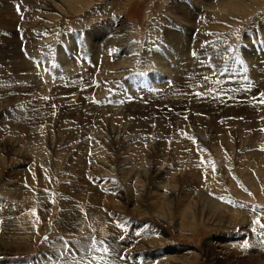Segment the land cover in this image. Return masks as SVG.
Wrapping results in <instances>:
<instances>
[{
  "label": "rangeland",
  "instance_id": "obj_1",
  "mask_svg": "<svg viewBox=\"0 0 264 264\" xmlns=\"http://www.w3.org/2000/svg\"><path fill=\"white\" fill-rule=\"evenodd\" d=\"M1 1L0 264H264V0Z\"/></svg>",
  "mask_w": 264,
  "mask_h": 264
},
{
  "label": "bare ground",
  "instance_id": "obj_2",
  "mask_svg": "<svg viewBox=\"0 0 264 264\" xmlns=\"http://www.w3.org/2000/svg\"><path fill=\"white\" fill-rule=\"evenodd\" d=\"M1 1V0H0ZM3 1V0H2ZM1 1V2H2ZM11 1V0H10ZM4 2V1H3ZM70 3V2H69ZM173 3V2H172ZM5 5V4H4ZM10 5V4H9ZM44 5H46V4H44ZM3 6V5H2ZM3 11V10H2ZM67 12V11H66ZM189 12H191V9H190V11ZM188 12V13H189ZM185 14H187V13H185ZM188 15V14H187ZM191 15V14H190ZM173 16V15H172ZM186 18V17H185ZM188 19V18H187ZM237 19V18H236ZM190 20V19H189ZM214 21V20H213ZM6 23V22H5ZM10 23V22H9ZM7 24V23H6ZM119 31V30H118ZM3 33V32H2ZM6 33H8V32H6ZM122 33V32H121ZM106 34H108V33H106ZM177 34V33H176ZM181 34V33H180ZM179 34V35H180ZM213 34H216V33H213ZM178 35V34H177ZM176 35V36H177ZM182 36V35H181ZM188 36V35H187ZM213 36V35H212ZM102 37H103V35H102ZM113 37V36H112ZM111 37V38H112ZM115 37H118V36H115ZM120 37V36H119ZM11 38V37H10ZM111 38H110V40H111ZM121 38V37H120ZM178 38V37H177ZM180 38V37H179ZM9 39V38H8ZM18 39V38H17ZM16 39V40H17ZM15 40V39H14ZM108 40V39H107ZM106 40V41H107ZM109 40V41H110ZM113 40H114V38H113ZM120 40V39H119ZM181 40H182V38H181ZM118 41V40H117ZM178 41H180V40H178ZM125 42V41H124ZM183 42H185V40L183 39ZM11 43V42H10ZM14 43H16V42H14ZM110 43V42H109ZM4 44H6L7 45V42L5 41L4 42ZM104 44V43H103ZM107 44V42H105V45ZM120 44V43H119ZM124 44V43H123ZM130 44V43H129ZM112 45V44H111ZM197 45V44H196ZM3 46H5V45H3ZM9 46H11V45H9ZM14 46H16V45H14ZM13 46V47H14ZM104 46V45H103ZM200 46V45H199ZM6 47V46H5ZM122 47V46H121ZM174 47H176V46H174ZM12 48V47H11ZM110 48V47H109ZM163 48H164V46H163ZM8 49V48H7ZM10 49V48H9ZM106 49V48H105ZM14 50V49H13ZM9 51V50H8ZM11 51V50H10ZM92 51V50H91ZM170 51V50H169ZM178 51V50H177ZM127 52V51H126ZM176 52V51H175ZM6 53V52H5ZM8 53V52H7ZM11 53V52H10ZM128 53V52H127ZM178 52H176V53H174L175 55L177 54ZM159 54V53H158ZM181 55H182V53H181ZM7 56H8V54H7ZM18 56V55H17ZM179 56V55H178ZM174 57V56H173ZM11 58V57H10ZM23 58V57H22ZM18 59H20L19 57H18ZM177 59V58H176ZM184 59V58H183ZM15 60V59H14ZM193 60V59H192ZM17 61V60H16ZM4 62V61H3ZM23 62H25V61H23ZM174 62V61H173ZM175 62H177V61H175ZM191 63H192V61H190ZM194 62H196L195 60H194ZM7 63H8V61H7ZM18 64V63H17ZM27 64V63H26ZM179 64H181V62L179 63ZM187 64V63H186ZM14 65V64H13ZM12 65V66H13ZM1 66V65H0ZM179 66V65H178ZM24 67V66H23ZM26 67V66H25ZM24 69V68H23ZM183 69V68H182ZM3 70V69H2ZM174 70V69H173ZM187 70V69H186ZM182 71V70H181ZM198 72V71H197ZM184 74V73H183ZM187 74V73H186ZM193 74H195V73H193ZM24 76V75H23ZM188 76V75H187ZM169 77V76H168ZM181 77V76H180ZM179 77V78H180ZM187 78H189V77H187ZM194 79V78H193ZM196 80V79H195ZM197 80H198V78H197ZM179 81H181V80H179ZM186 82V81H185ZM178 84V83H177ZM32 85V84H31ZM181 86V85H180ZM190 86V85H189ZM174 87V86H173ZM173 89V88H172ZM186 90V89H185ZM170 91V90H169ZM177 91V90H176ZM205 91V90H204ZM229 91H230V89H229ZM236 92V91H235ZM184 93V92H183ZM223 93H224V91H223ZM227 93V92H226ZM251 93V92H250ZM249 93V94H250ZM253 93V92H252ZM215 94V93H214ZM225 94V93H224ZM240 94V93H239ZM228 95H229V92H228ZM253 95V94H252ZM224 96V95H223ZM227 96V95H226ZM249 96V95H248ZM222 97V96H221ZM220 97V98H221ZM225 98V97H224ZM223 98V99H224ZM242 98V97H241ZM245 98H247V97H245ZM244 98V99H245ZM3 99V98H2ZM180 99V98H179ZM227 99V98H226ZM154 100V99H153ZM164 100V99H163ZM171 100V99H170ZM176 100V99H175ZM178 100V99H177ZM230 100H233V99H230ZM230 100H228V101H230ZM239 100H240V98H239ZM3 101V100H2ZM5 101V100H4ZM222 101V100H221ZM11 102H12V100H11ZM11 102H9V103H11ZM159 102V101H158ZM224 102V101H223ZM237 102H239V101H237ZM149 103V102H148ZM160 103V102H159ZM158 104V103H157ZM73 106V105H72ZM175 106V105H174ZM152 107V106H151ZM153 107H154V105H153ZM192 107V106H191ZM244 107V106H243ZM146 108H148V107H145V109ZM4 111V110H3ZM146 111H148V110H146ZM145 111V112H146ZM155 112V111H154ZM177 112V111H176ZM88 113V112H87ZM92 113V112H91ZM149 113V112H148ZM142 113H140V115H141ZM177 114V113H176ZM145 115V114H144ZM175 115V114H174ZM12 116V115H11ZM15 116V115H14ZM18 116V115H17ZM219 116V115H218ZM19 117V116H18ZM127 117V116H126ZM150 117V116H149ZM21 118V117H20ZM18 119V120H21V119ZM143 118H144V116H143ZM173 118H175L174 116H173ZM209 118V117H208ZM22 119H23V117H22ZM86 119V118H85ZM139 119V118H138ZM140 120V119H139ZM173 120V119H172ZM82 121V120H81ZM114 121V120H113ZM142 121V120H141ZM146 121V120H145ZM148 121V120H147ZM177 121V120H176ZM17 122V121H16ZM140 122V121H139ZM179 122V121H178ZM135 123V122H134ZM146 123V122H145ZM21 124V123H20ZM147 124V123H146ZM175 125V124H174ZM139 127V126H138ZM137 127V128H138ZM27 128V127H26ZM197 129V128H196ZM5 136V135H4ZM127 139V138H126ZM9 140V139H8ZM173 142V141H172ZM140 145V144H139ZM166 147V146H165ZM160 149V148H159ZM130 155V154H129ZM176 155V154H175ZM58 157V156H57ZM17 170V169H16ZM8 186V185H7ZM4 189H7V188H5L4 187ZM9 189V188H8ZM8 190H6V191H4L5 193H9V192H7ZM130 193V192H129ZM6 195V194H5ZM10 196V195H9ZM163 197V196H162ZM165 198V197H164ZM167 198V197H166ZM123 203V202H122ZM162 206V205H161ZM222 215V214H221ZM186 216V215H185ZM187 217V216H186ZM169 219V218H168ZM162 220V219H161ZM189 223V222H188ZM4 237V236H3ZM7 238V237H6ZM231 242V241H230ZM226 243V242H225ZM225 243L222 245V244H220L219 246H221V249H224V254H225V256H224V258H223V261H221L220 263L221 264H232L233 263V261L231 260V259H229V257H227V256H229V254L230 253H228L229 252V247H228V245H232V243H227L228 245H225ZM208 245V244H207ZM213 248V250L212 251H215V249H214V246L212 247ZM211 251V252H212ZM209 252H210V249H209ZM211 252H210V255L209 256H212V258H211V260H214V261H216L217 259V257H216V255H213L214 254V252H212V254H211ZM223 254V255H224ZM231 257V256H230ZM171 259V258H170ZM169 260V259H168ZM183 261V260H182Z\"/></svg>",
  "mask_w": 264,
  "mask_h": 264
},
{
  "label": "snow or ice",
  "instance_id": "obj_3",
  "mask_svg": "<svg viewBox=\"0 0 264 264\" xmlns=\"http://www.w3.org/2000/svg\"><path fill=\"white\" fill-rule=\"evenodd\" d=\"M262 100H264V94H261ZM254 223H259L258 221H255ZM261 227H264V224H261Z\"/></svg>",
  "mask_w": 264,
  "mask_h": 264
}]
</instances>
